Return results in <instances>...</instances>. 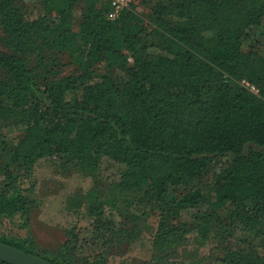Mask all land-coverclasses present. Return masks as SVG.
<instances>
[{"label":"trees","instance_id":"16d2710c","mask_svg":"<svg viewBox=\"0 0 264 264\" xmlns=\"http://www.w3.org/2000/svg\"><path fill=\"white\" fill-rule=\"evenodd\" d=\"M21 2L0 0V128L21 131L0 136V220L28 225L34 166L55 158L91 178L104 161L117 164V193L143 190L159 203L153 264H168L169 240L198 225L202 234L214 221L264 227V0H151L155 60L144 56L149 33L133 3L108 20L102 0H37L36 18ZM65 57L86 69L64 75ZM94 62L107 70L96 82ZM99 191L85 197L97 253L80 254L73 230L54 256L29 237L0 243L53 264H107L136 236L105 216ZM224 263L264 264V254L230 252Z\"/></svg>","mask_w":264,"mask_h":264},{"label":"rangeland","instance_id":"374dc122","mask_svg":"<svg viewBox=\"0 0 264 264\" xmlns=\"http://www.w3.org/2000/svg\"><path fill=\"white\" fill-rule=\"evenodd\" d=\"M36 2L37 0H22L21 2L34 11L32 18H36L38 14ZM132 3L143 19L149 33L147 50L144 56L147 59L155 60L158 56V50L155 46H151L150 42L157 40L158 37L153 31L154 23L149 8L151 0H135ZM117 16L113 15L110 6L107 13L108 20H114ZM80 17V9L75 8L72 23H78ZM0 50H2L1 44ZM64 62L66 63L63 69L64 75H78L86 69L83 65L84 61L78 59L70 60L65 57ZM88 70L93 74L92 82L98 81L100 76L107 72L100 62L92 63ZM0 132H2L0 136H4L6 139L21 136L19 134L21 131L16 126L0 128ZM250 149L261 150L262 148L258 149L253 145H247L244 152L247 153ZM42 161L44 162L36 167L38 170L33 171L35 181L33 192L37 206L30 215L28 225L26 227L20 226L16 217L12 219L2 218L0 220L1 236L13 242L29 237L34 242L36 253L43 256H54L68 240V232L73 230L74 234L78 236L77 246L80 254L91 255L97 253L102 247L100 242L97 243L98 246L92 245L96 240L91 231L94 218L88 205L83 202L86 199L81 197L79 201L76 198L75 209H69V211L65 210L63 203L64 200H68V195L76 194L79 189L81 191L85 189V192H88L91 188L98 186V189H100L98 194L101 195H98L96 202L97 205L101 203L103 206L102 210L105 216H110L115 220L118 227L123 226L136 236L135 241L124 247L125 252L110 255L107 264H122V262L126 264H153L156 261L153 257V248L156 245L155 236L160 220L159 203L149 195L144 194L143 190L136 193L127 192L123 195L117 193L119 175L122 171L121 166L110 161H104L99 177L84 178L79 175L62 177L57 172L59 166L57 160L46 158ZM5 163L6 159L1 157L0 154V167ZM2 179L0 172V181ZM83 180H85V183ZM211 180H213L212 176L208 178V183H211ZM53 191H59L62 196L51 197L50 194ZM110 200L114 201L111 202ZM193 211L188 209L182 212L183 224L192 226ZM198 227L199 225L184 235L169 240L175 254L168 264H225L224 260L227 254L235 251L264 254V234L260 233L264 232V227L259 226V230H251V227L238 223L231 228L228 223L219 225L214 221L208 234L200 233ZM257 231H259L258 234H256Z\"/></svg>","mask_w":264,"mask_h":264},{"label":"water","instance_id":"95a60500","mask_svg":"<svg viewBox=\"0 0 264 264\" xmlns=\"http://www.w3.org/2000/svg\"><path fill=\"white\" fill-rule=\"evenodd\" d=\"M0 260L10 264H53L36 255L0 243Z\"/></svg>","mask_w":264,"mask_h":264},{"label":"crops","instance_id":"0c3cea01","mask_svg":"<svg viewBox=\"0 0 264 264\" xmlns=\"http://www.w3.org/2000/svg\"><path fill=\"white\" fill-rule=\"evenodd\" d=\"M46 160V158H42L40 159L34 166V171L38 170L37 165H39L41 162H44L42 160ZM52 159H55V158H52ZM56 160V159H55ZM58 162V160H57ZM59 163V162H58ZM57 172H59L60 176L62 177H69L70 175H79V176H82L85 178V176L81 173V172H78L76 170H64L62 167H60V165L58 166V169H57ZM83 182L85 183V180H83ZM86 193L87 191L85 192V189H83V191H81L80 189L76 192V194L73 193V195H68V200H64V205H65V210L66 211H69L72 210V209H75V202L77 201L76 198L80 201L81 197L85 198L86 197ZM51 197H57V196H62L61 193L59 191H53L51 194H50ZM72 198V199H71ZM71 199V200H70ZM84 203H85V200H83ZM86 204V203H85Z\"/></svg>","mask_w":264,"mask_h":264},{"label":"built area","instance_id":"2783aa9c","mask_svg":"<svg viewBox=\"0 0 264 264\" xmlns=\"http://www.w3.org/2000/svg\"><path fill=\"white\" fill-rule=\"evenodd\" d=\"M102 1L108 3L113 10V15L117 16L122 9L128 7V5L134 2L135 0H102ZM242 84L248 87L251 91L257 92L256 88L250 85L248 82L242 81Z\"/></svg>","mask_w":264,"mask_h":264}]
</instances>
